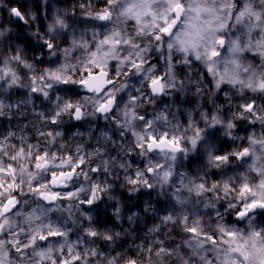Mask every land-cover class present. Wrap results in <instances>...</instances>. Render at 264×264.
Returning <instances> with one entry per match:
<instances>
[{"label": "clouds", "instance_id": "clouds-1", "mask_svg": "<svg viewBox=\"0 0 264 264\" xmlns=\"http://www.w3.org/2000/svg\"><path fill=\"white\" fill-rule=\"evenodd\" d=\"M0 264H264V0H0Z\"/></svg>", "mask_w": 264, "mask_h": 264}]
</instances>
